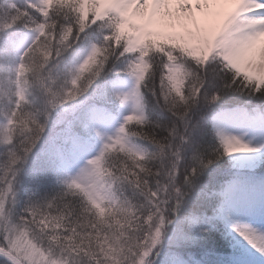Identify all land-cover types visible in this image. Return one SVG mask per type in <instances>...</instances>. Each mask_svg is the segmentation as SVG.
<instances>
[{
    "label": "snow or ice",
    "instance_id": "1",
    "mask_svg": "<svg viewBox=\"0 0 264 264\" xmlns=\"http://www.w3.org/2000/svg\"><path fill=\"white\" fill-rule=\"evenodd\" d=\"M0 264H264V0H0Z\"/></svg>",
    "mask_w": 264,
    "mask_h": 264
}]
</instances>
